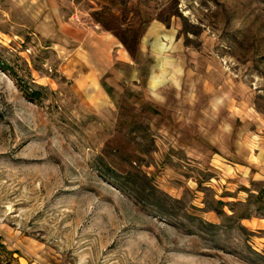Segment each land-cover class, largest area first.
Wrapping results in <instances>:
<instances>
[{
    "label": "rangeland",
    "instance_id": "1",
    "mask_svg": "<svg viewBox=\"0 0 264 264\" xmlns=\"http://www.w3.org/2000/svg\"><path fill=\"white\" fill-rule=\"evenodd\" d=\"M228 113L264 164V0H0V264H264Z\"/></svg>",
    "mask_w": 264,
    "mask_h": 264
},
{
    "label": "crops",
    "instance_id": "2",
    "mask_svg": "<svg viewBox=\"0 0 264 264\" xmlns=\"http://www.w3.org/2000/svg\"><path fill=\"white\" fill-rule=\"evenodd\" d=\"M63 30L70 31L71 37L77 40V44L81 42V44L87 45V52L94 57L92 67H95L101 75L113 66L115 59L126 60L127 58L125 52L118 49L117 40L110 34H97L96 36L89 28L81 30L79 25L71 24H66ZM229 114L227 115V180L231 182L232 186H236L235 183H240L247 188L251 180L264 181V164L251 159V153L241 140L243 132L239 130L233 133L236 118ZM234 155H240V160H232ZM252 157L256 160L259 159L257 155H252Z\"/></svg>",
    "mask_w": 264,
    "mask_h": 264
},
{
    "label": "trees",
    "instance_id": "3",
    "mask_svg": "<svg viewBox=\"0 0 264 264\" xmlns=\"http://www.w3.org/2000/svg\"><path fill=\"white\" fill-rule=\"evenodd\" d=\"M119 39H120V40L122 41V43L128 48L126 42H125L122 38H120V37H119Z\"/></svg>",
    "mask_w": 264,
    "mask_h": 264
}]
</instances>
